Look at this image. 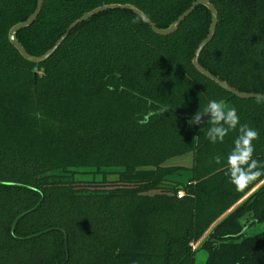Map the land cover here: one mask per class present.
Wrapping results in <instances>:
<instances>
[{"label":"trees","instance_id":"1","mask_svg":"<svg viewBox=\"0 0 264 264\" xmlns=\"http://www.w3.org/2000/svg\"><path fill=\"white\" fill-rule=\"evenodd\" d=\"M194 1L43 0L15 37L40 56L96 7L131 4L167 28ZM209 1L217 23L199 63L264 94V0ZM36 3L0 0V264H198L199 250L203 264H264V176L237 191L226 175L239 126L213 144L209 125L185 119L223 100L259 132L253 158L264 162V99L239 98L192 63L209 9L168 35L131 10H105L36 64L8 39ZM187 153L191 166L167 163Z\"/></svg>","mask_w":264,"mask_h":264},{"label":"clouds","instance_id":"2","mask_svg":"<svg viewBox=\"0 0 264 264\" xmlns=\"http://www.w3.org/2000/svg\"><path fill=\"white\" fill-rule=\"evenodd\" d=\"M121 90H124L123 86H121ZM145 99L148 104L153 103L150 99ZM168 109L167 106H161L158 113H150L149 115L163 114ZM205 116L208 117L206 121L203 119ZM149 122L148 118L138 121L141 125ZM188 123L193 126L201 123L209 125L206 132L205 129H203V132L213 144L223 142L225 136L239 126V134L234 140V146L226 160V175H228L230 183L234 185L237 191H244L250 184L264 176V162L253 158L255 152L253 141L259 139V132L248 124H241L235 108H229L223 100L212 99L209 100L203 110H198L194 114V118L190 119ZM196 138L198 137L193 139ZM212 159L216 164L222 162L220 155H215Z\"/></svg>","mask_w":264,"mask_h":264},{"label":"water","instance_id":"3","mask_svg":"<svg viewBox=\"0 0 264 264\" xmlns=\"http://www.w3.org/2000/svg\"><path fill=\"white\" fill-rule=\"evenodd\" d=\"M42 2H43V0H37L36 7H35L34 11L24 21L18 22L15 25H13L10 28L9 32H8V39H9L10 43L18 50V52L22 55V57L25 58L26 60H28V61H30L32 63H36V64H39V63L47 60L57 50V48L65 40V38L68 36V34L70 33V31L72 29H74L76 26H78L82 22L90 19L92 16H94V15L100 13V12H103L105 10H114V9H127V10H131L136 15H138L144 22H146L155 33L160 34V35H168V34L173 33L177 29V27L180 25V23L186 17H188L190 15V13L197 6H199V5L206 6L209 9L210 13H211V23H210V27H209V31H208L207 36L199 43V45L197 46V48L195 50L194 57L192 59V63L194 65V67L201 74H203L205 77H207L210 80L214 81L219 86L227 89L233 95H235V96H237L239 98H243V99H251V98L264 99V94L254 93V92H243V91H239V90L233 88L227 82L219 79L218 77H216L215 75H213L211 72H209L208 70H206L199 63V60L198 59H199L200 53L203 50V48L206 46V44L209 43L211 41V39L213 38V35L215 33L216 23H217V12H216V9H215V7L213 6V4L209 0H195L167 28H159V27H157L154 23H152L134 5H131V4H118V3L105 4V5H102V6H99V7H96L94 9H92L91 11H89V12L85 13L84 15H82L80 18L76 19L74 22H72L67 27V29L64 31V33L55 41V43L52 45V47H50L44 54H42L40 56H33V55H30L29 53H27L24 50V48L21 46V44L16 39L15 35H16L17 31H19L22 28L29 27L34 22V20L36 19V17L38 16V14H39V12L41 10ZM192 118H194V116H192V117L185 116V119H192ZM207 118L208 117L205 116L203 119L206 120Z\"/></svg>","mask_w":264,"mask_h":264},{"label":"rangeland","instance_id":"4","mask_svg":"<svg viewBox=\"0 0 264 264\" xmlns=\"http://www.w3.org/2000/svg\"><path fill=\"white\" fill-rule=\"evenodd\" d=\"M192 162H193L192 154L191 153H187V154L182 155V156L173 157V158L169 159L167 163L170 164V165L191 166ZM189 177H190L189 172H184V173H182V175L175 176V179H177V180H180V179L181 180H185V179H187ZM108 178H110L113 181L114 179H116V176H109ZM262 226H264V225H259L260 228ZM200 242H201V239H199L198 241L193 242L192 243L193 248H197L199 246ZM205 256H206V254H205L204 251H202V250L198 251V253H197V262H198V264H203V262L205 260Z\"/></svg>","mask_w":264,"mask_h":264},{"label":"built area","instance_id":"5","mask_svg":"<svg viewBox=\"0 0 264 264\" xmlns=\"http://www.w3.org/2000/svg\"><path fill=\"white\" fill-rule=\"evenodd\" d=\"M184 195V192L182 190L178 191L177 192V196L178 197H182Z\"/></svg>","mask_w":264,"mask_h":264}]
</instances>
